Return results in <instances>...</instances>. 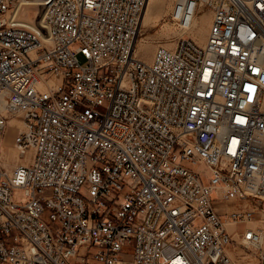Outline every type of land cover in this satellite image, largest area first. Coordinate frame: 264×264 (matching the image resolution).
<instances>
[{"label":"built area","instance_id":"obj_1","mask_svg":"<svg viewBox=\"0 0 264 264\" xmlns=\"http://www.w3.org/2000/svg\"><path fill=\"white\" fill-rule=\"evenodd\" d=\"M148 2L0 0V264H264V0H175L206 41L151 61Z\"/></svg>","mask_w":264,"mask_h":264},{"label":"rangeland","instance_id":"obj_2","mask_svg":"<svg viewBox=\"0 0 264 264\" xmlns=\"http://www.w3.org/2000/svg\"><path fill=\"white\" fill-rule=\"evenodd\" d=\"M164 3L163 7H153L151 13H155L158 16H161L162 19L154 20L153 18L147 19L145 22L143 21L141 34L139 38V44H138V52L139 54L147 61H151L152 57L157 49L158 46H164V47H173L175 43L178 41V39L182 36L184 38H193L196 39L199 43L204 42L205 40V34L207 35L209 30V21L211 14L209 11L203 10L200 13H198L196 16V19L198 20L199 24L197 29L193 31H187L185 28L181 26V23L174 17L173 14V5L175 3V0H162ZM150 13V14H151ZM24 17L27 20L33 21V16L40 17L42 14V9H38L37 11H31L28 8L25 9V12L23 13ZM35 17V18H36ZM36 20V19H35ZM196 30H202L204 36H198L196 33ZM79 45H74L73 48L78 47ZM79 60L81 63H83V58L81 55H78ZM16 136L15 131H11V128L9 129V132L7 133L5 137V141H8L12 144V141H14V138ZM14 149V148H13ZM7 151V150H6ZM15 151V150H14ZM12 152V151H11ZM8 154V151L6 152ZM10 154V153H9ZM7 159L6 167L11 170V168H14V160L15 157L11 155V157L8 156L4 157V161ZM195 170L203 171V166H196L194 167ZM209 175H205L203 178V181L206 183L208 181ZM14 201L18 204L25 205L28 203L29 198L25 195V192L23 189H16L14 191ZM231 205L243 206V207H250L249 203L247 202H239L234 201L231 202ZM264 218V215L262 213L257 214V219ZM196 225H199V222H196ZM231 255L239 260L241 258L240 255L244 254V251L241 249H235L234 247L230 250ZM252 262V261H251ZM252 264H254L252 262ZM257 264V263H255Z\"/></svg>","mask_w":264,"mask_h":264},{"label":"bare ground","instance_id":"obj_3","mask_svg":"<svg viewBox=\"0 0 264 264\" xmlns=\"http://www.w3.org/2000/svg\"><path fill=\"white\" fill-rule=\"evenodd\" d=\"M175 4V3H174ZM37 5L38 4H36L35 2H27V3H25V4H23V5H21V6H19V9H18V11H17V16L19 15V18H20V21H22V23H24V24H26V25H28V26H30V27H36V26H38V24L39 23H37V21L35 20V17L33 16V21H29V20H27L23 15V13L25 12V9L26 8H28L29 10H31V11H37L38 10V7H37ZM164 6V3H163V1L162 0H149V2H148V5H147V9H146V11H145V15H144V19H143V21L145 22L147 19H149V18H153L154 20H157V19H162V17L161 16H158V15H156L155 13H151L152 12V8L153 7H163ZM173 8H174V5H173ZM151 13V14H150ZM211 14V13H210ZM196 17L197 16H194V17H192V20H191V22L189 23V24H186L185 26L183 25V24H181V26L183 27V28H185L187 31H193V30H195V29H197V27H198V24H199V22H198V20L196 19ZM211 19H212V14H211V17H210V21H209V25H211ZM43 23H44V21H43V19H41V21H40V24H42L43 25ZM196 33H197V35L200 37H202V36H204V34H203V31L202 30H196ZM183 36V35H182ZM181 36V37H182ZM42 39H43V41H44V43H48V36L45 34V33H42ZM193 39V38H192ZM197 43H199L196 39H194ZM205 41H206V34H205V40H204V42H202V43H199V44H204L205 43ZM174 47V46H173ZM172 48V47H171ZM10 128H11V131H15V133H17L18 132V130H20V129H22L23 128V125H22V123L20 122V120H18V119H14V120H12L11 122H10ZM14 148V149H13ZM8 151V154L6 153L7 151ZM15 150V147H14V141H12V144L10 143V142H8V141H3V143H2V159H4V157H7L8 158V156L9 157H11V155H13L14 157H15V160H14V168L15 167H17L19 164H22L24 161L23 160H21L20 159V157H19V155H18V153L16 152V150ZM12 151V152H11ZM10 153V154H9ZM8 162H7V159L4 161V164H5V166H6V164H7ZM13 168V169H14ZM228 209H236V205H232V206H230V207H228ZM259 223L262 225V226H264V219L263 220H260L259 221ZM227 228L229 229V231L230 232H235V230H236V227H235V225H233V224H228L227 225ZM237 237V236H236ZM249 258H251V261L255 264V263H257V261L253 258V257H251V256H249Z\"/></svg>","mask_w":264,"mask_h":264}]
</instances>
